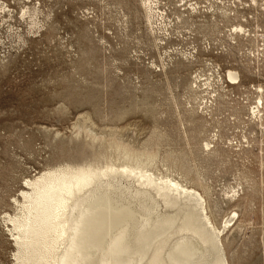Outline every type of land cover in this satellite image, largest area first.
Instances as JSON below:
<instances>
[{"label": "rangeland", "instance_id": "rangeland-1", "mask_svg": "<svg viewBox=\"0 0 264 264\" xmlns=\"http://www.w3.org/2000/svg\"><path fill=\"white\" fill-rule=\"evenodd\" d=\"M109 165L199 192L228 263L264 264V0H0V264L29 180Z\"/></svg>", "mask_w": 264, "mask_h": 264}, {"label": "bare ground", "instance_id": "bare-ground-1", "mask_svg": "<svg viewBox=\"0 0 264 264\" xmlns=\"http://www.w3.org/2000/svg\"><path fill=\"white\" fill-rule=\"evenodd\" d=\"M26 187L18 264H229L205 198L146 168L64 167Z\"/></svg>", "mask_w": 264, "mask_h": 264}]
</instances>
